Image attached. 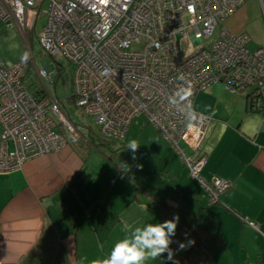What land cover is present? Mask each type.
Masks as SVG:
<instances>
[{
	"label": "crops",
	"instance_id": "1",
	"mask_svg": "<svg viewBox=\"0 0 264 264\" xmlns=\"http://www.w3.org/2000/svg\"><path fill=\"white\" fill-rule=\"evenodd\" d=\"M223 25L248 34L249 48H264V0H244ZM194 108L211 125L196 153L181 148L206 158L207 179L232 183L221 202L209 205L179 153L142 117L109 149L66 137L58 151L0 174V264H91L135 227L175 216L173 258L148 264H264L263 115L223 83L199 93ZM130 139L140 145L135 158L124 154Z\"/></svg>",
	"mask_w": 264,
	"mask_h": 264
},
{
	"label": "built area",
	"instance_id": "2",
	"mask_svg": "<svg viewBox=\"0 0 264 264\" xmlns=\"http://www.w3.org/2000/svg\"><path fill=\"white\" fill-rule=\"evenodd\" d=\"M45 3L49 9L42 12ZM243 3L0 0V21L17 27L25 39L35 34L39 17L47 15L38 35L42 52L74 65V104L94 118L101 137L124 143L133 120L146 119L179 153L209 205H215L232 183L218 176L207 179L206 158L187 156L181 144L192 153L201 148L211 119L195 111V99L216 83L249 95L252 111L264 119V48H249L248 34L232 35L223 25ZM134 45L142 48L133 50ZM27 55V61L21 58L12 66L0 59V174L61 149L67 141L58 132L59 123L77 136L61 101L43 85L53 81L51 74L37 69L30 50ZM37 80L42 86L31 91L29 85ZM181 89L192 95L181 101L176 95ZM173 98L176 102L170 103Z\"/></svg>",
	"mask_w": 264,
	"mask_h": 264
},
{
	"label": "rangeland",
	"instance_id": "3",
	"mask_svg": "<svg viewBox=\"0 0 264 264\" xmlns=\"http://www.w3.org/2000/svg\"><path fill=\"white\" fill-rule=\"evenodd\" d=\"M48 9L49 4L45 3L43 5L42 12H46ZM46 21L47 15L39 17L35 28L34 40L30 43V34L26 35V38L24 39L17 27L10 28L5 23L0 21V59L8 66H12L23 58L24 55L28 53V50H30L37 69L47 70V72L51 74L52 80L55 81L50 82L45 80L43 82V85H45L49 94L62 101L63 107L65 108L64 112L70 114L73 122L79 125V130L81 132L91 131L94 136L100 138L101 135L99 133V126L96 124L94 118L86 115L82 108L76 107V104H74L71 100L74 93V65L68 60H56L42 52L38 35L42 32ZM27 43L28 47L26 46ZM132 48L133 50H140L142 46L134 45ZM37 82L38 84L35 83L34 86L32 84L29 85L31 91L35 90L39 86H42V83L39 80H37ZM140 120H144V118H140ZM61 130L67 138L73 136L67 131V129L63 128ZM115 153L120 154V151ZM124 154L126 156L129 154L130 156L133 155L128 148L124 150Z\"/></svg>",
	"mask_w": 264,
	"mask_h": 264
},
{
	"label": "clouds",
	"instance_id": "4",
	"mask_svg": "<svg viewBox=\"0 0 264 264\" xmlns=\"http://www.w3.org/2000/svg\"><path fill=\"white\" fill-rule=\"evenodd\" d=\"M28 60V55L23 57ZM176 95L183 101L192 95L190 89H181ZM175 98L170 103H175ZM208 117H205V120ZM196 118L193 117V120ZM193 123H188L191 128ZM126 147L132 151L133 158L140 145L135 139H130ZM179 217L175 216L172 220L157 223H146L137 226L132 231L131 236H125L122 240L115 243L111 253L107 258L92 259L91 264H148L149 261H155L163 254H168V259L173 258V252L170 245L174 242L172 237L176 235ZM194 244L195 241H191ZM187 247L184 243L179 244L180 250Z\"/></svg>",
	"mask_w": 264,
	"mask_h": 264
},
{
	"label": "trees",
	"instance_id": "5",
	"mask_svg": "<svg viewBox=\"0 0 264 264\" xmlns=\"http://www.w3.org/2000/svg\"><path fill=\"white\" fill-rule=\"evenodd\" d=\"M34 33H30V36H29V43L32 42V40H34ZM33 86L35 85V83H31ZM40 94L42 95L43 93L40 92ZM71 100L72 102L75 103V99H74V93H73V96L71 97ZM247 106H248V109L250 111H252L251 107H252V103L250 102V96L248 95L247 96ZM61 108H62V111L64 113V115L66 116V118L74 125V127L76 128L78 134L77 136H72L73 140L75 142H82L84 145L88 144V146H90V148H111L112 146V142L108 141V140H105L104 138L102 137H96L94 136V134L91 132V131H87V135L83 134L80 130H79V125H77L75 122H73L70 114L68 113H65L64 110L65 108L63 107V103L61 101ZM64 127L62 126V124H58V132L61 133L65 139H66V136L62 133V130ZM67 141V140H66ZM83 145V146H84Z\"/></svg>",
	"mask_w": 264,
	"mask_h": 264
}]
</instances>
